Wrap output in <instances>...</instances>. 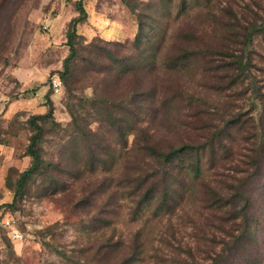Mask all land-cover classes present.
Returning <instances> with one entry per match:
<instances>
[{
	"label": "rangeland",
	"instance_id": "374dc122",
	"mask_svg": "<svg viewBox=\"0 0 264 264\" xmlns=\"http://www.w3.org/2000/svg\"><path fill=\"white\" fill-rule=\"evenodd\" d=\"M126 1L130 6L124 0H0V134L7 133L0 140L7 147L5 153L0 152V169L8 167L2 205L13 203L9 209L23 236L20 241L12 240L0 226V264H101L107 213L124 235L143 230L142 242L152 257L151 264H195L203 257L199 239L207 231L214 234L217 225L208 202L210 187L223 189L225 213L232 211L234 204L243 205L242 198L232 197L243 187L252 204L249 217L256 223L257 242L251 252L246 248L242 263L232 264H264V42L257 37L251 46L250 76L228 89L224 87L237 74L232 69L234 59L232 54L225 60L219 58L223 49L210 34L217 29L218 20H228L226 14L233 18L225 12L230 7L238 19L247 18L244 9L253 0ZM79 2L87 13V20L77 30L80 54L99 61L95 54L90 55L87 44L101 39L109 42L101 45L123 64L111 72L115 62L110 65L103 57V69L91 68L99 74L88 72L70 96L64 86L55 94L52 79L63 70L69 52L68 25L79 16ZM141 24L142 46L135 48ZM188 31L197 32L201 43L210 44L212 55L208 66L194 58L187 69L173 74L164 67L163 58L184 49L182 38ZM158 47L155 67L153 52ZM137 58L140 72L130 73L127 79L119 74ZM78 64L80 74L89 71L87 62ZM122 82L140 97L138 103L143 104H137L136 109L144 106L140 101L150 88L156 87L164 96L160 97L156 123L150 121L153 112L143 118V126L156 134L163 147L200 146L210 143L214 132L222 131L221 147L228 148L216 154L202 152L200 180L179 187L160 210L158 200L153 201L131 226L128 218L137 201L130 196L135 175L131 172L125 177L122 171L137 158L127 153L133 142L127 133L134 129L128 126L132 115L122 112L127 95ZM48 92L60 126L45 125L41 144L45 165L16 192V181L31 164L26 155L33 129L30 119L48 111ZM190 95L200 102L191 101ZM93 98L96 100H89ZM11 104L15 115L10 128L5 129L3 115ZM235 116L241 118L242 126L232 125ZM244 155L253 157L257 165ZM144 163L154 171L162 169ZM127 179L129 185L124 187ZM63 187L64 193L57 192Z\"/></svg>",
	"mask_w": 264,
	"mask_h": 264
},
{
	"label": "trees",
	"instance_id": "16d2710c",
	"mask_svg": "<svg viewBox=\"0 0 264 264\" xmlns=\"http://www.w3.org/2000/svg\"><path fill=\"white\" fill-rule=\"evenodd\" d=\"M264 0H253L251 6L244 9L245 13H248L247 18L238 19L237 15L232 11L233 8L227 9L225 12H230L233 16L230 17L228 14V20H218L217 29H213L210 33L214 38L213 41L219 43L222 47V51H219V58L229 57L232 54V62L235 66L232 69L237 71V74L233 79L230 80L227 87L233 89L239 85V80L247 78L249 70V54L251 46L254 44L255 39L260 37L264 42ZM126 5L130 6L128 1L124 0ZM76 9L79 13L78 17L73 18L68 25L67 31V43L69 52L63 62V70L57 73V76L61 79L64 88L66 89L69 96L76 89L77 84L82 81V77L86 76L88 72L99 74V70L93 71L91 68H102L103 69V57H107L108 61L115 62L111 65V72L115 70V67L121 66L123 63L118 61L113 51L107 47H103L101 44H109L101 39L88 43V52L92 56L99 58L84 57L79 52L81 46L80 39L81 35L78 34V27L87 20L86 10L81 2L76 4ZM225 10V9H224ZM134 14V10H132ZM143 28L142 24L139 27V34L133 43L135 48L142 46L143 39ZM183 50L180 53H176L173 56H166L163 58L164 67L173 74L181 73L184 69H187L194 58H199L205 66H208V56L211 53L210 44L204 42L201 43L200 36L195 31H188L184 34L183 38ZM162 49V48H161ZM160 52L158 47L157 51L153 52V60L156 67V53ZM222 54H226L222 57ZM212 55V53H211ZM78 61L87 62L89 71L80 74ZM138 58L132 63L119 71L120 75L126 76V79L130 73L136 74L140 72V68L136 66ZM119 64V65H117ZM109 66V65H108ZM153 71L156 69H152ZM124 76L122 79L124 80ZM117 77V76H116ZM234 80V81H233ZM233 81V82H232ZM126 82V81H125ZM127 95L122 100V112L123 114L128 112L132 116L129 118V127L134 129L130 131L128 136H133V142L130 145L128 152L130 155H135L137 159L130 165H126L123 168L122 174L127 177L129 173H133L135 176L132 178V193L130 196H134L136 208L132 209L128 218V225L137 224L138 220L142 216L144 210L158 200L159 210L167 206L168 198H170L175 192L178 191L179 187H185L186 182L199 181L202 176V163L200 154L207 152L216 154L219 150L228 149L226 146L221 147L222 131L214 132L211 135L210 143H202L200 146H194L192 144L183 143L178 147L175 145H169L163 147L159 140L156 138V134L150 130H147L143 126V118L145 115H149L153 112V119L151 118V124L156 123L160 113V97L163 99L156 87L150 88L147 91L146 98L143 101L144 106L136 109L138 103V97L134 96L132 90L129 88V84H124ZM215 93L219 91L213 90ZM179 94L178 91H175ZM257 93V91H255ZM131 94V95H130ZM52 93L48 92L45 95V104L48 107V111L45 114L35 115L30 119V125L32 126V135L30 137L29 145L26 149V155L31 158L30 166L23 172H21L18 180L16 181V192L25 186L26 181L32 178V176L40 173L45 160L41 153V144L44 137L45 125L52 124L56 127L60 125L55 122L54 117V103L51 99ZM180 97V95H177ZM191 101L200 102V99L189 96ZM96 98V96H95ZM98 98V97H97ZM137 99V100H136ZM174 97L172 100H175ZM89 100H94L89 99ZM69 108V107H68ZM72 121L76 122L74 113L70 110ZM237 116L232 117L233 126H242V122ZM38 121V122H37ZM231 126H228L230 129ZM150 129V128H148ZM230 149V148H229ZM195 156V160L190 161V157ZM246 158L252 161V165H257L253 157L250 155H244ZM144 162H151L156 165L162 166L161 171H154L152 167L146 165ZM45 168V167H44ZM235 171V170H234ZM237 172V171H236ZM248 172V171H247ZM252 174H250L251 176ZM129 179L124 187L129 185ZM9 191H12L10 185L7 186ZM222 188L210 187L207 190L208 202L212 203L211 212L214 215L216 226L214 227V234L207 231L202 239H199V251L203 256L196 259L195 264H232L233 262H243L248 252L254 248L255 241V220L249 217V213L252 210V204L250 200L244 196L243 187L242 189L236 190L232 197L241 201L244 200L241 207L232 205L233 210L229 213H225L223 207L226 205L224 202V193ZM66 189L63 187L62 190L57 192H65ZM161 195V197L159 196ZM8 206V207H7ZM0 205V209H4L5 212L11 213L9 207L13 206V203L9 205ZM158 211V210H157ZM157 213V212H156ZM12 214V213H11ZM158 218V217H157ZM156 218V219H157ZM105 227H104V241L101 246L102 259L101 264H151L152 257L148 256L144 248V242H142V229L137 231L134 235L123 234L115 226L114 220L110 215L105 214ZM210 227V226H209ZM211 237V238H210ZM210 238V239H208ZM254 240V243H253ZM201 247V248H200ZM220 247H223L220 249ZM252 250H251V249ZM255 252V251H254ZM244 253V254H242ZM256 254V253H255ZM64 257H68L63 254ZM251 259H257L255 255H250ZM157 263V262H156Z\"/></svg>",
	"mask_w": 264,
	"mask_h": 264
},
{
	"label": "built area",
	"instance_id": "2783aa9c",
	"mask_svg": "<svg viewBox=\"0 0 264 264\" xmlns=\"http://www.w3.org/2000/svg\"><path fill=\"white\" fill-rule=\"evenodd\" d=\"M52 87L55 94H59L63 90L62 81L57 75L52 79ZM0 226L7 231L12 240H22L23 236L15 223L14 217L11 213L5 212L4 209H0Z\"/></svg>",
	"mask_w": 264,
	"mask_h": 264
},
{
	"label": "crops",
	"instance_id": "0c3cea01",
	"mask_svg": "<svg viewBox=\"0 0 264 264\" xmlns=\"http://www.w3.org/2000/svg\"><path fill=\"white\" fill-rule=\"evenodd\" d=\"M0 115H1V110H0ZM14 115H15V111L13 109V104H11L7 108V110L5 111V114L3 115V119H4L3 121H4V124L6 126L5 129H9L10 128V121L12 120ZM6 135H7L6 132H5L4 135L0 134V140L5 138ZM11 139H14V137H12ZM6 149H7V147L5 146V144L0 141V152L5 153ZM6 166H2L1 169H0V205L3 204V199H2V197H3V183H4L5 175H6L7 171H8V167H6Z\"/></svg>",
	"mask_w": 264,
	"mask_h": 264
}]
</instances>
